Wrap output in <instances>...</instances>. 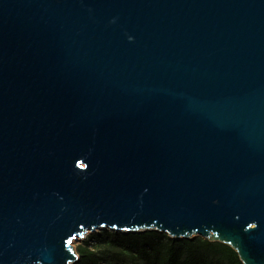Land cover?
I'll list each match as a JSON object with an SVG mask.
<instances>
[{"label": "water", "instance_id": "1", "mask_svg": "<svg viewBox=\"0 0 264 264\" xmlns=\"http://www.w3.org/2000/svg\"><path fill=\"white\" fill-rule=\"evenodd\" d=\"M99 230L264 264V0H0V264Z\"/></svg>", "mask_w": 264, "mask_h": 264}, {"label": "trees", "instance_id": "2", "mask_svg": "<svg viewBox=\"0 0 264 264\" xmlns=\"http://www.w3.org/2000/svg\"><path fill=\"white\" fill-rule=\"evenodd\" d=\"M105 240L103 254L93 248L97 239ZM75 264H243L234 249L202 237L174 239L157 231L123 233L103 230L76 246Z\"/></svg>", "mask_w": 264, "mask_h": 264}, {"label": "rangeland", "instance_id": "3", "mask_svg": "<svg viewBox=\"0 0 264 264\" xmlns=\"http://www.w3.org/2000/svg\"><path fill=\"white\" fill-rule=\"evenodd\" d=\"M102 231H103V230H99V231H97V232H95V233L98 234V233H100V232H102ZM92 234H94V233H88V234L85 236L84 239H82L81 241L76 242V243L74 244L75 247H76L77 245L83 243L84 241H87V239L89 238V236H91ZM92 246H93V248H95V250H96L98 253H100V254H103V253L105 252L106 248H107V246H106V244H105V240L102 239V238H99V239H97V241L93 242V243H92ZM101 264H114V263L111 262V261H105V262H103V263H101Z\"/></svg>", "mask_w": 264, "mask_h": 264}]
</instances>
